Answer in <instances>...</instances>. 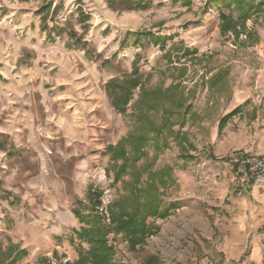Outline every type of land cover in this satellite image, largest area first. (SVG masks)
Listing matches in <instances>:
<instances>
[{
	"label": "rangeland",
	"instance_id": "rangeland-1",
	"mask_svg": "<svg viewBox=\"0 0 264 264\" xmlns=\"http://www.w3.org/2000/svg\"><path fill=\"white\" fill-rule=\"evenodd\" d=\"M9 1L35 9L42 34L28 26L17 36L21 51L32 55L15 60L10 50L5 58L16 71L25 70L27 60L34 74L28 84L32 104L0 110V128L14 131L0 134V264H72L88 253L82 230L95 215L109 228L108 206L130 180L131 163L120 172L123 161L115 147L133 131L143 94L174 84L188 110L172 117L171 132L150 134L136 166L172 168L173 183L160 192L164 205L175 209L166 218L150 219L157 232L133 248L125 235L109 232L113 264L226 261L215 247L235 236L225 227L228 221L215 215L217 187L232 182L233 175L215 171L218 164L236 170L240 165L234 153L242 142L241 118L249 120L247 127L258 115L264 119V0H251L260 11L243 25L234 23L235 30H224L220 14L236 20V8L220 10L213 0H132L130 6L118 0ZM4 3L0 0L2 10ZM125 15L138 23L122 22ZM58 33L65 36L59 43ZM60 49L75 56L74 77L70 67L61 72L50 60ZM3 64L0 59L5 69ZM9 72L0 73V83ZM218 72L226 74L211 87ZM116 98H128L124 110L114 104ZM151 115L160 124L161 109ZM105 198L106 214L100 211ZM253 235L243 236L242 253H226L227 264L246 259Z\"/></svg>",
	"mask_w": 264,
	"mask_h": 264
},
{
	"label": "trees",
	"instance_id": "trees-1",
	"mask_svg": "<svg viewBox=\"0 0 264 264\" xmlns=\"http://www.w3.org/2000/svg\"><path fill=\"white\" fill-rule=\"evenodd\" d=\"M118 1L124 2L127 6L132 5V0ZM213 1L220 10L233 5L238 11L236 20L223 13L220 14L224 30L230 28L235 30L234 23L239 22L240 25H243L247 19L260 11L251 0ZM153 38L154 40L156 39L155 36ZM225 74L223 72L214 74L210 78V86L212 87L216 81H221ZM137 82L134 80L132 86H135ZM111 91L112 89L109 88L108 92L110 93ZM183 94L179 84H174L166 89L158 88L150 91V97L146 96V93L143 94L140 101L141 109L135 115L133 131L115 147L117 156L123 161L122 166H120V172H127V164L131 163L130 180L123 182L122 193L108 206L110 214L109 228L101 223L99 215H95L92 224L82 230V237L90 244V248L86 255L81 256L72 264H113L114 249L107 240L109 232L125 235L133 248L138 244L144 243L147 237L157 232L156 226L150 222V219L166 218L175 209L173 204L164 205L160 192L161 187L173 183L172 168L164 166L157 170H152L148 169V167H142L143 165L136 166V164L146 155L144 148L147 143L151 142V133L160 135L163 130L171 132L173 126L176 125V121L173 122L172 117H184L188 110V104H186ZM127 102L128 98L123 101L116 98L114 104L120 110H124L122 105ZM167 103L170 106H166ZM158 109L163 112L160 124L154 122L151 115L156 113ZM182 117L179 123L184 121ZM226 117L227 115L220 120L219 126H221ZM175 135L176 137L178 136L177 133ZM112 149L114 148L112 147ZM144 173L146 177L142 179ZM97 195H99V192H97ZM10 264L15 263L12 262ZM39 264L48 263L43 261Z\"/></svg>",
	"mask_w": 264,
	"mask_h": 264
},
{
	"label": "crops",
	"instance_id": "crops-1",
	"mask_svg": "<svg viewBox=\"0 0 264 264\" xmlns=\"http://www.w3.org/2000/svg\"><path fill=\"white\" fill-rule=\"evenodd\" d=\"M3 5H5V8L3 10L0 9V12L4 11L3 17L0 16V59L6 61V65L3 64L5 69H3L1 65L0 73H2L3 70H9L10 72L6 76H9V78H6L5 82L0 83L1 114H3V110L7 107H11L14 112L15 109H18L15 106L17 102H20L23 108L32 104L29 95L30 87L28 84L33 77L34 69L29 68L27 60H24L23 62L26 65V69L23 70V68H21L19 71H16L12 69L11 64H9L5 58L9 57L6 54L9 53L10 50H12L15 60H18L20 57L32 55V52L30 51H21L24 43L21 44V40L17 36L19 32L22 33L26 31L28 26L32 25L33 29H36L37 32H39V36L42 34V31H40L39 28V22L35 20V9L32 11H30L29 8L24 9L25 6L17 1L16 3H12V1L6 0V3ZM22 9L25 11L24 16H21V19L23 18V20L20 23L19 15H21ZM254 30L260 34L258 24H255ZM5 32H7L8 35H6ZM30 32L33 34L31 29ZM32 34L29 38L33 37ZM60 37L65 38L64 34L60 35V33H58L56 39L58 40ZM57 43H59V40ZM64 44L65 42L63 41V49ZM261 44L263 43L261 42ZM26 47L29 46L27 45ZM71 47H74V45L72 44ZM68 55L65 52L61 53L60 49V53L51 54L50 60L57 62V69L61 72H67V69L70 67L69 74L74 77L75 72L77 73V71L74 72L73 70L74 65L72 59L76 61V58L71 54L72 59H70ZM2 75L4 76V74ZM58 75L59 72L56 76ZM57 81L60 82V79L57 78ZM66 96L67 95H63L62 97L66 99ZM61 100L63 99H59L60 102ZM70 104L73 105V102L70 101L69 105ZM248 121L249 120L243 116L239 122L242 142L237 148V152L234 153V161L239 159V150L245 145L247 135L251 132L255 135V145L258 148V153L264 154V119L258 115L254 121L250 122L251 126L247 127ZM249 128L250 131L248 132ZM12 131L13 128H0V134L2 135L10 134L12 136V133L14 132ZM41 156L45 158L46 154L42 153ZM43 166L46 168L45 162L43 163ZM217 167L215 175L227 174L233 175V177L230 179L232 182L227 181L226 183H220L217 187L220 200L218 201L219 210L215 215L216 217L222 218L224 221H228V225L225 227L227 230L231 231L235 237L229 241L224 239L220 247H215L216 252L223 254L226 261L223 260L221 263L214 262L212 264H227L228 258L226 253L228 251L242 253L246 247V244L244 246L243 236L248 235L249 231L250 233H254V235L253 239L250 241L248 256L240 263L233 262L232 264H264V245L262 244L264 241V234H258L259 229L262 227L264 228V178L257 182H249L247 181V178L242 171L243 168L240 165L237 167V170L231 166L230 168H226L225 165L221 164H218ZM192 203L195 205L197 204L196 200H194V202L192 201ZM227 214H229V216ZM219 259H221V257Z\"/></svg>",
	"mask_w": 264,
	"mask_h": 264
},
{
	"label": "built area",
	"instance_id": "built-area-1",
	"mask_svg": "<svg viewBox=\"0 0 264 264\" xmlns=\"http://www.w3.org/2000/svg\"><path fill=\"white\" fill-rule=\"evenodd\" d=\"M240 155L238 162L244 169L247 181L257 182L264 178V154L258 153V148L255 145V135L252 133L248 136L245 145L239 150ZM105 200V201H104ZM103 200L101 212L106 214L108 200Z\"/></svg>",
	"mask_w": 264,
	"mask_h": 264
},
{
	"label": "bare ground",
	"instance_id": "bare-ground-1",
	"mask_svg": "<svg viewBox=\"0 0 264 264\" xmlns=\"http://www.w3.org/2000/svg\"><path fill=\"white\" fill-rule=\"evenodd\" d=\"M122 22H124V23H133V24H137L138 23V21L136 19L131 18L129 15H125V17H123Z\"/></svg>",
	"mask_w": 264,
	"mask_h": 264
}]
</instances>
